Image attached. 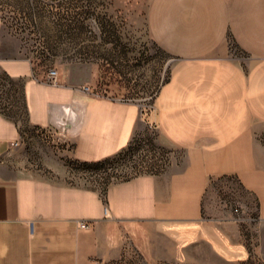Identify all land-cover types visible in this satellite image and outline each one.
<instances>
[{
  "label": "crops",
  "instance_id": "0c3cea01",
  "mask_svg": "<svg viewBox=\"0 0 264 264\" xmlns=\"http://www.w3.org/2000/svg\"><path fill=\"white\" fill-rule=\"evenodd\" d=\"M146 17L173 59L149 110L72 75L44 84L4 47L0 20V264H108L128 242L146 259H248L251 211L264 226V0H149ZM137 138L146 151L127 179L65 181L67 163L105 162Z\"/></svg>",
  "mask_w": 264,
  "mask_h": 264
},
{
  "label": "rangeland",
  "instance_id": "374dc122",
  "mask_svg": "<svg viewBox=\"0 0 264 264\" xmlns=\"http://www.w3.org/2000/svg\"><path fill=\"white\" fill-rule=\"evenodd\" d=\"M148 3L149 0H0L3 45L16 46L20 56L32 61L36 74L44 76L53 68L61 83L72 75L92 95L128 101L149 110L173 59L149 36ZM234 55H238L235 50ZM20 116L23 117L22 110ZM145 146L137 138L126 151L105 162H69L66 167L72 175L65 181L101 190L127 179L133 173L130 165L140 159ZM21 162L20 156L8 160L16 172ZM231 200L227 205L233 209ZM249 218L242 228L249 252L245 261H220L209 251L201 259H146L128 242L122 257L108 264H264V238L259 239V232L264 237V226L258 224L253 211Z\"/></svg>",
  "mask_w": 264,
  "mask_h": 264
},
{
  "label": "built area",
  "instance_id": "2783aa9c",
  "mask_svg": "<svg viewBox=\"0 0 264 264\" xmlns=\"http://www.w3.org/2000/svg\"><path fill=\"white\" fill-rule=\"evenodd\" d=\"M28 61L33 69L34 65L32 61L30 59H28ZM60 80L61 79H60L58 71L53 68L48 69L46 73L44 74V76H42V82L50 86H59L61 84ZM7 90H8L7 81L3 77H0V107L2 108L7 106V98H6ZM82 90L88 92L87 87H83ZM17 145H18L17 142L12 143L13 147H16ZM79 227L83 229H87L90 227V224L81 222L79 223Z\"/></svg>",
  "mask_w": 264,
  "mask_h": 264
}]
</instances>
